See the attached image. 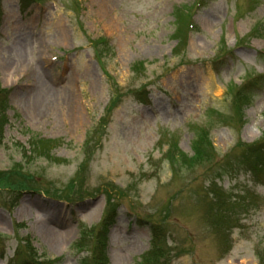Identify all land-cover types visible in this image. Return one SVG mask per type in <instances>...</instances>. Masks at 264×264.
Here are the masks:
<instances>
[{"label": "rangeland", "instance_id": "rangeland-1", "mask_svg": "<svg viewBox=\"0 0 264 264\" xmlns=\"http://www.w3.org/2000/svg\"><path fill=\"white\" fill-rule=\"evenodd\" d=\"M41 1L24 13L19 0L0 3V264L30 254L86 264L111 199L103 264H144L153 229L169 264H262L264 185L244 171H204L264 138V86H250L241 112L235 102L238 89L264 82V0ZM183 9L190 30L178 47ZM205 129L213 162L177 161L175 171L170 153L192 157ZM40 139L49 151L35 149ZM213 184L249 208L225 229L217 211L232 215L234 204L214 208ZM39 201L48 207L19 214ZM51 208L72 234L53 248L34 231L56 218Z\"/></svg>", "mask_w": 264, "mask_h": 264}, {"label": "trees", "instance_id": "trees-1", "mask_svg": "<svg viewBox=\"0 0 264 264\" xmlns=\"http://www.w3.org/2000/svg\"><path fill=\"white\" fill-rule=\"evenodd\" d=\"M191 19V13L187 9L178 10L176 12V33L174 37L179 41L178 47L182 44L183 38L187 36L188 30H190V24L189 21ZM186 40V39H185ZM106 42V41H105ZM99 43L100 46L103 44V40H101ZM98 47V46H96ZM249 85H245L244 87L238 89L237 94L235 95V102L238 104V110L240 112L244 107H246L251 100V94L252 92L249 91ZM8 91L6 89H3L0 85V117L3 115V113L6 111V101L5 97H7ZM3 110V111H2ZM7 124L6 121H1L0 118V136L3 133L4 127ZM199 139L196 140V143H194L195 147V154L192 157H189L185 155L184 153L178 152L176 153H170V160L173 158L176 159L175 161H171L174 167V170L177 171L180 168V163L183 167L190 168L191 170L199 167L200 165L213 162V146L209 139L210 134L205 129V133H202L199 135ZM173 142H176V140H173ZM50 144V141L48 140H37L35 143V149L41 150L43 152L49 151L47 145ZM55 145V143H53ZM178 144L174 143L173 147L175 149H178ZM237 150H239L237 152ZM215 158V157H213ZM179 161V162H177ZM215 167V169H214ZM216 173H218V176L215 177V179H220L224 174L231 173L232 171H235L236 173H239L241 171H244L246 173H251L256 181L258 182H264V138L260 140L259 142H256L251 145H238L236 150L233 152V154L228 155L225 159L221 161L213 162V166L210 169H205V173L212 172V170ZM238 169V170H236ZM216 186V184H213ZM217 188V186H216ZM225 193V191L223 190ZM223 192L220 190V187L213 190L212 194L215 195V198H211V205L214 206V208L219 205V203L228 204L233 203V197L228 199L225 198ZM112 200V199H111ZM109 200V206L107 209L106 217L104 222L101 224L100 228L98 229V232H96V239L97 243L99 244L96 247H94L93 250H89L88 254L90 255L92 253L93 256H88L85 258L86 264H103L101 260V256L99 254V249H101V254H103L107 247L108 242V232L110 227H112L116 220V214H115V208L112 207L113 203ZM236 202L234 204V208L232 211V215L225 213V211H217L218 218L216 219L217 224H219L218 229H225L229 223V220L239 222L240 220H237L238 210L243 205L244 208H247L246 206V199L236 197ZM111 203V204H110ZM210 206L209 208H213ZM215 211V210H214ZM216 213V212H215ZM167 218V217H166ZM166 221V219H164ZM153 223V222H152ZM157 225V224H155ZM95 232V231H94ZM152 234L154 237V248L150 255L145 257V263L144 264H169L167 261V257L165 256V253L163 249L159 246L161 242V232L157 229L152 230ZM264 253V248L261 250ZM258 255L260 256V252H258ZM262 256V255H261ZM17 257H19V254H17ZM23 264H61L60 260H54L51 262L44 261V262H37L36 256L34 254H30L29 260H23ZM262 264H264V257L262 259Z\"/></svg>", "mask_w": 264, "mask_h": 264}, {"label": "bare ground", "instance_id": "bare-ground-1", "mask_svg": "<svg viewBox=\"0 0 264 264\" xmlns=\"http://www.w3.org/2000/svg\"><path fill=\"white\" fill-rule=\"evenodd\" d=\"M79 118H73V124L75 125L77 123ZM37 204V207L39 209H34L33 207H30L27 209V207L24 205L21 208H19L18 212L21 216H29L31 213L34 212H40L39 210L45 209L48 207L46 203L43 201H39ZM51 213L56 214V218H51L47 221H41L44 223H37L34 226V231L36 234H38L40 237H42L45 241H47L52 248L56 247L58 242L57 238L63 240L72 239V234L70 232L69 226L66 224V218L64 215V212L60 210H56L55 208H51Z\"/></svg>", "mask_w": 264, "mask_h": 264}]
</instances>
